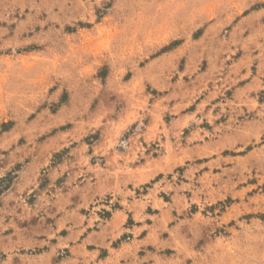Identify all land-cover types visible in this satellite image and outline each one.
<instances>
[{
    "label": "rangeland",
    "instance_id": "1",
    "mask_svg": "<svg viewBox=\"0 0 264 264\" xmlns=\"http://www.w3.org/2000/svg\"><path fill=\"white\" fill-rule=\"evenodd\" d=\"M0 264H264V0H0Z\"/></svg>",
    "mask_w": 264,
    "mask_h": 264
}]
</instances>
